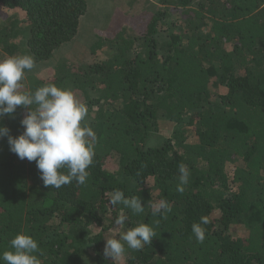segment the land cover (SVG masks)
<instances>
[{
    "label": "trees",
    "instance_id": "obj_1",
    "mask_svg": "<svg viewBox=\"0 0 264 264\" xmlns=\"http://www.w3.org/2000/svg\"><path fill=\"white\" fill-rule=\"evenodd\" d=\"M88 4L0 0V53L53 59L77 38ZM118 10L121 29L89 47L94 54L107 45L110 57L54 62L51 79L20 89L55 84L81 94L95 156L86 184L48 188L35 161L0 139V254L24 233L38 241L43 264H116L104 256L106 239L146 223L156 236L128 248L125 264H264V0H127ZM210 86L226 92L212 98ZM26 114L18 106L0 125L17 137ZM159 122L173 124L169 138ZM181 164L190 172L183 192ZM115 190L140 199L144 212L112 205ZM162 199L170 211L154 216ZM120 215L128 220L119 235ZM202 217L199 242L192 225ZM235 226L246 236L234 237Z\"/></svg>",
    "mask_w": 264,
    "mask_h": 264
},
{
    "label": "clouds",
    "instance_id": "obj_2",
    "mask_svg": "<svg viewBox=\"0 0 264 264\" xmlns=\"http://www.w3.org/2000/svg\"><path fill=\"white\" fill-rule=\"evenodd\" d=\"M34 66L31 55L10 56L0 60V120L14 114L18 106L27 110L20 121L23 132L13 137L9 134L10 129L0 125V139L7 137L10 151L20 160L35 161L45 187L59 189L73 180L84 185L89 176L87 169L95 156V132L85 122L88 108L71 90L55 84H47L34 93L21 92L20 82L26 70H32ZM179 172L177 190L183 192L190 172L184 164L179 166ZM110 203L122 204L135 214L144 212L140 199L135 196L125 198L121 190L114 191ZM153 209L154 216L165 215L170 211V206L167 200L162 199ZM127 220L126 215H120L114 223L122 227ZM206 223L207 219L202 217L199 224L192 225L199 242L205 238V230L201 225ZM155 236L152 226L140 223L129 228L119 238L106 239L104 256L112 260L121 257L126 251L125 244L130 249L140 250L146 244H151ZM10 249L0 254V264H43L40 257L44 253L31 235L17 234L10 241Z\"/></svg>",
    "mask_w": 264,
    "mask_h": 264
},
{
    "label": "rangeland",
    "instance_id": "obj_3",
    "mask_svg": "<svg viewBox=\"0 0 264 264\" xmlns=\"http://www.w3.org/2000/svg\"><path fill=\"white\" fill-rule=\"evenodd\" d=\"M143 1V0H141ZM152 3H158V0H150ZM127 0H88V8L81 20L80 30L78 36L70 44L65 45L61 50L53 55V59L35 64L32 70H26L25 76L20 82L22 87H29L31 80H48L53 76L54 62H59L63 60L69 61L71 65L85 66L89 63H96L101 59L108 58L111 55L110 49L107 45L103 46L101 50H95L91 54L89 51L90 44L100 37L103 42L113 39L116 30L119 31L121 28H117L114 24V19L116 18L117 12H119L118 7ZM133 11H129L132 13ZM4 25L2 18L0 19V28ZM8 58L5 54L0 53V60ZM210 92L212 98L215 96L223 95L226 90L221 86H210ZM75 97L82 102L83 98L81 94H74ZM83 103V102H82ZM173 124L168 122H159V135L163 138H169L171 136ZM188 141H194L193 136L189 135ZM236 164H227L226 170L228 173L231 172ZM264 173V170H263ZM122 227L116 226L118 228L119 235L122 234ZM115 228V229H116ZM91 232H98L99 229L92 227ZM116 231V230H115ZM234 237H245L246 231L241 226L232 227L230 230ZM125 253L115 259L116 264H125V255L128 252V247L125 245ZM93 254L88 250V254L85 255V261L88 263L92 259Z\"/></svg>",
    "mask_w": 264,
    "mask_h": 264
}]
</instances>
